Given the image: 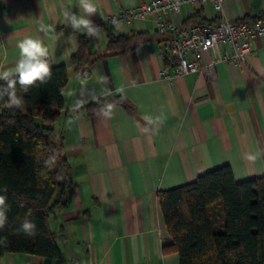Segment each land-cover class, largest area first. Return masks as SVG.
Wrapping results in <instances>:
<instances>
[{
	"label": "crops",
	"instance_id": "crops-1",
	"mask_svg": "<svg viewBox=\"0 0 264 264\" xmlns=\"http://www.w3.org/2000/svg\"><path fill=\"white\" fill-rule=\"evenodd\" d=\"M141 1L95 0L97 11L87 16L79 0H0V72L15 67L25 37L40 39L52 63L68 68L55 129L72 178L67 206L50 218L62 256L6 253L0 264H180L177 252L165 251L173 241L158 193L224 165L237 182L264 175V37L241 63L225 60L226 45L205 52L204 62L217 63L213 80L190 73L170 81L154 16L100 28L99 38L66 22L69 12L95 22ZM257 16L264 19V0H226L222 12L212 3L185 4L171 19L188 26ZM77 34L87 36L92 51L112 56L75 69ZM121 35L132 38L130 46L109 48ZM117 96L129 111L117 102L85 108ZM161 115L162 124L148 122Z\"/></svg>",
	"mask_w": 264,
	"mask_h": 264
},
{
	"label": "trees",
	"instance_id": "trees-1",
	"mask_svg": "<svg viewBox=\"0 0 264 264\" xmlns=\"http://www.w3.org/2000/svg\"><path fill=\"white\" fill-rule=\"evenodd\" d=\"M76 39L78 48L70 63L77 70L87 71L99 59L112 56L92 51L83 34ZM131 40L126 35L111 37L109 48L129 47ZM48 59L52 78L47 83L37 82L28 92L17 85L22 109L7 108V95L0 97V195L7 197L9 205L6 226L0 230L8 243L0 246V255L62 256L58 243L62 237L52 231L50 218L67 206L72 187L71 166L61 153L62 141L55 129L69 72L66 65ZM0 86L6 87L2 79ZM107 102L130 110L122 96L100 99L85 108L93 111ZM158 195L173 241L165 251L177 252L180 264H264V175L237 182L231 167L224 165ZM26 219L37 225L35 238L15 235Z\"/></svg>",
	"mask_w": 264,
	"mask_h": 264
},
{
	"label": "built area",
	"instance_id": "built-area-1",
	"mask_svg": "<svg viewBox=\"0 0 264 264\" xmlns=\"http://www.w3.org/2000/svg\"><path fill=\"white\" fill-rule=\"evenodd\" d=\"M225 1L142 0L134 8L111 14L105 20H97L93 24L99 28L130 25L137 20L154 16L157 33L165 38V49L161 53L165 62L164 77L173 81L178 77L197 73L213 80L216 77L217 63L204 62V53L211 48L226 45L229 52L225 54V60L243 62L253 53L255 42L264 37V19L245 23L222 17L216 22L203 21L188 26H178L172 21L171 16L181 13L185 4L212 3L216 10L222 12ZM113 20L117 22L115 25L112 23Z\"/></svg>",
	"mask_w": 264,
	"mask_h": 264
},
{
	"label": "clouds",
	"instance_id": "clouds-1",
	"mask_svg": "<svg viewBox=\"0 0 264 264\" xmlns=\"http://www.w3.org/2000/svg\"><path fill=\"white\" fill-rule=\"evenodd\" d=\"M79 6L87 16L96 13L95 0H79ZM66 22L71 24L75 31L86 32L89 37L99 38L101 29L93 24V22L86 18L84 15H75L69 12L67 14ZM114 25L117 23L115 20L112 22ZM19 59L13 69L0 72V79L6 82L5 86H0V97L7 95L6 107L12 109L13 107L22 109L24 100L17 97V85L24 92L34 86L37 82L41 85L47 83L52 78V70L49 62L50 50L40 39L25 37L18 44ZM18 77V79L12 77ZM148 122L153 125L163 123V115L157 116L154 119L147 118ZM259 155V154H257ZM249 160H255V155L247 157ZM6 191V189H5ZM9 209L8 199L5 195H0V230H3L7 223L6 212ZM31 215V211H29ZM28 238H35L38 235L37 225L30 220H25L20 229L15 235H21ZM8 243L7 237H0V246H5Z\"/></svg>",
	"mask_w": 264,
	"mask_h": 264
}]
</instances>
